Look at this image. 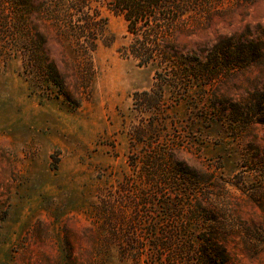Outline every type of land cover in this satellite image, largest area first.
<instances>
[{
	"label": "rangeland",
	"instance_id": "374dc122",
	"mask_svg": "<svg viewBox=\"0 0 264 264\" xmlns=\"http://www.w3.org/2000/svg\"><path fill=\"white\" fill-rule=\"evenodd\" d=\"M53 5L0 0V264H133L120 254V233L138 213L137 201L147 199L158 204L139 213L147 253L158 232L178 229L165 203L176 209L203 201L240 231L231 241L234 262L264 264V168L256 163L264 156V126L237 125L208 108L215 88L253 103V93L264 92V52L258 64L182 100L166 88L152 129L153 116L136 110L134 96L153 88L155 68L122 54L127 23L107 8L110 43L92 54L95 76L79 106L54 87L43 92L23 73L21 41L38 33L67 94H77V56L54 37ZM212 8L209 22L178 34L183 46L207 49L236 37L264 47V0H215ZM135 130L146 134L145 146L132 142ZM147 159L160 164L151 168ZM171 160L186 171L178 166L174 174Z\"/></svg>",
	"mask_w": 264,
	"mask_h": 264
},
{
	"label": "trees",
	"instance_id": "16d2710c",
	"mask_svg": "<svg viewBox=\"0 0 264 264\" xmlns=\"http://www.w3.org/2000/svg\"><path fill=\"white\" fill-rule=\"evenodd\" d=\"M214 1L51 0L54 5L49 21L54 37L60 45L68 43L77 56V62L71 67L77 94H67L64 75L59 65L46 53V40L38 33L33 34L35 38L30 35L29 39L21 41L19 51L23 73L43 92L54 87L59 97H64L73 106H79L85 98L84 90H89L95 76L92 54L100 42L105 45L110 43L106 35L108 18L102 14V9L107 8L127 23L129 43L123 47L122 54L126 59L136 61L139 67L155 68L153 88L134 96L136 110L153 116L148 124L153 129L155 117L162 115L166 106V88H170L174 99L179 101L188 96L193 88L205 90L225 83L238 72L258 64L263 57L264 47L236 37L221 39L212 47L198 50H190L178 41V34L192 33L191 28L196 27L193 23L200 27L199 21H203V25L210 21ZM252 97L253 103L236 102L215 88L208 108L225 113L237 125L264 126V92L255 91ZM156 121L159 123L160 120L156 118ZM152 131L156 134V130ZM145 137L143 131L135 130L131 139L132 142L137 141V145L145 146ZM142 159H145L144 155ZM153 160H146L151 168V165L160 164L158 160ZM171 161L173 166L169 167L174 174L178 166L180 172L186 171L182 163ZM133 163L137 165L139 161ZM256 163L264 168V156H259ZM159 186L162 187V184ZM160 191L157 187L156 192ZM147 201H137L138 213L132 224L120 233V254L123 258H131L133 264H144L146 260L147 264H236L230 248L232 238L240 231L229 218H221L217 209L203 201H196L190 207L179 203L176 209L168 208L165 203L167 216L174 220L178 229L158 232L152 241L148 240L152 252L147 253L149 249L141 246L147 234L139 213L145 206H158L152 199ZM163 252L168 254L166 259Z\"/></svg>",
	"mask_w": 264,
	"mask_h": 264
}]
</instances>
